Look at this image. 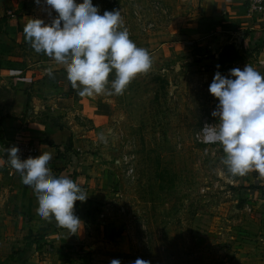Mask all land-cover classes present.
<instances>
[{
  "label": "rangeland",
  "instance_id": "1",
  "mask_svg": "<svg viewBox=\"0 0 264 264\" xmlns=\"http://www.w3.org/2000/svg\"><path fill=\"white\" fill-rule=\"evenodd\" d=\"M21 3L29 19L50 23L57 15L43 0ZM92 3L100 14L120 10L122 28L149 52L152 65L121 95L82 96L77 124L81 139L88 141L83 150L103 163L92 185L97 205L83 224V239L76 234L79 241L68 250L29 229L17 248L32 243L44 252H60V247L75 264L112 259L132 264L137 258L149 264L257 262L264 257V178L255 171L232 176L221 162V145L194 137L204 122H216L211 112L218 98L208 91L215 72L236 68L204 61L214 54L205 55L194 36L203 0ZM36 55L65 71L43 53ZM113 78L110 73L109 81Z\"/></svg>",
  "mask_w": 264,
  "mask_h": 264
},
{
  "label": "crops",
  "instance_id": "2",
  "mask_svg": "<svg viewBox=\"0 0 264 264\" xmlns=\"http://www.w3.org/2000/svg\"><path fill=\"white\" fill-rule=\"evenodd\" d=\"M202 5V23L194 36L205 55L214 54L204 61L220 62L219 53L230 44L241 58L223 64L232 63L241 70L249 64L264 74V11L249 15L243 0H203ZM21 6V0H0V264H75L66 253H60V247V252H44L32 243L16 246L29 229L39 230L44 240L68 250H73L70 243L84 236L78 230V239L54 219L38 217L36 194L21 182L20 175H10L12 168L4 149L29 142L38 155L48 152L52 174L72 179L89 194L86 201L74 205V214L82 224L97 205V190L92 185L103 164L96 154L83 150L88 141L81 139L77 124L82 96L72 88L65 71L55 70L51 61L38 57L25 41L23 26L29 18ZM63 154L68 162H63ZM254 191L259 192L257 188ZM250 264H264V257Z\"/></svg>",
  "mask_w": 264,
  "mask_h": 264
},
{
  "label": "clouds",
  "instance_id": "3",
  "mask_svg": "<svg viewBox=\"0 0 264 264\" xmlns=\"http://www.w3.org/2000/svg\"><path fill=\"white\" fill-rule=\"evenodd\" d=\"M39 5L41 0H35ZM57 14L50 23L32 17L23 26L25 41L36 53H43L63 66L67 80L80 96L110 92L121 95L137 74L147 73L152 65L149 52L138 47L122 28L120 10L100 14L92 0H43ZM219 67V66H217ZM114 78L109 81V74ZM51 75V72H49ZM208 91L218 98L211 115L214 124H205L203 143L222 147V164L232 176L255 171L264 178V74L246 64L217 70ZM7 151V162L20 174L21 182L33 188L41 219H54L71 234L82 231L81 219L74 214L76 201H86L81 187L72 179L57 177L49 170L52 156L42 151L21 159L17 146ZM110 264H121L112 259ZM132 264H149L137 258Z\"/></svg>",
  "mask_w": 264,
  "mask_h": 264
},
{
  "label": "built area",
  "instance_id": "4",
  "mask_svg": "<svg viewBox=\"0 0 264 264\" xmlns=\"http://www.w3.org/2000/svg\"><path fill=\"white\" fill-rule=\"evenodd\" d=\"M246 10L249 13V15L254 16V15H258V14H262L264 11V0H243ZM205 124H213L212 122H204L203 125L201 126V128L205 125ZM201 128L195 132V140L203 143V132L201 130ZM206 144V143H203ZM219 143L216 144H211L208 143L206 145H217ZM16 146L19 149L18 155L20 156L21 159H26L30 156L35 157L38 155L36 148L29 142H19L16 144ZM18 174L20 175L18 172H16L14 169H12L10 175L12 174Z\"/></svg>",
  "mask_w": 264,
  "mask_h": 264
},
{
  "label": "trees",
  "instance_id": "5",
  "mask_svg": "<svg viewBox=\"0 0 264 264\" xmlns=\"http://www.w3.org/2000/svg\"><path fill=\"white\" fill-rule=\"evenodd\" d=\"M236 54H237V52L235 51V49L232 45H230V44L225 45L222 48L221 52L219 53V60H220V62H230L234 59H237ZM77 202H79V201H76L75 204Z\"/></svg>",
  "mask_w": 264,
  "mask_h": 264
}]
</instances>
